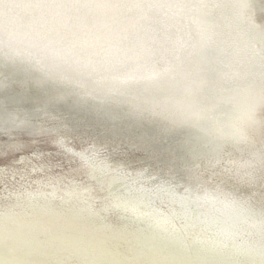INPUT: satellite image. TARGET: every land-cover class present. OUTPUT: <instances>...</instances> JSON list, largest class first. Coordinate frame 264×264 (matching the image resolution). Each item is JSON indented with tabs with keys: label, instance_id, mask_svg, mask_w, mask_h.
I'll list each match as a JSON object with an SVG mask.
<instances>
[{
	"label": "bare ground",
	"instance_id": "1",
	"mask_svg": "<svg viewBox=\"0 0 264 264\" xmlns=\"http://www.w3.org/2000/svg\"><path fill=\"white\" fill-rule=\"evenodd\" d=\"M181 3H187L183 22ZM167 4L183 36L166 69L143 79L87 81L57 79L38 68L28 75L0 59V86L14 83L16 92L31 100L29 114L40 113L32 104L35 95L42 105L53 106L56 117H66L69 107L61 112L54 107L70 101L100 112L126 108L132 121L148 123L150 132L171 145L169 150L176 149L172 155L186 164L177 168L181 176L197 153L190 133L195 136L198 123L211 120L206 137L236 147L229 148L221 166L240 177L220 176L223 185L215 179L167 183L144 174L142 165L132 166L133 171L119 163H133L126 158L130 151L121 157L125 150L110 146L104 158L96 147L74 148L42 130L41 145L36 141L30 155L0 166V264H264V119L257 111L264 98V22L253 16V6L248 10V0ZM8 5L3 12L12 10ZM36 15L30 16L40 21ZM93 48L90 42L70 40L60 41L57 51L89 62L98 56ZM195 58L202 89L198 103H190L193 77L186 64ZM106 133L114 144L111 139L125 135ZM51 149L60 151L65 165L45 158ZM229 183L243 195L227 189Z\"/></svg>",
	"mask_w": 264,
	"mask_h": 264
},
{
	"label": "rangeland",
	"instance_id": "2",
	"mask_svg": "<svg viewBox=\"0 0 264 264\" xmlns=\"http://www.w3.org/2000/svg\"><path fill=\"white\" fill-rule=\"evenodd\" d=\"M167 2L168 0H0V29L2 30L0 31V42L3 45L0 47V55H2L0 59L3 63L12 66L15 71L20 70L28 74L33 68H38L53 75L54 78L86 79L89 77V80L93 78L94 81L97 80L94 78L97 76L111 77L116 80L120 78L143 79L145 76L160 71L164 66L166 69L174 59L181 43L182 31L177 20L173 18V11ZM184 4L187 5V3H181V21L186 17L184 13L186 8L183 10ZM7 5H13V7L5 13L3 11ZM261 7L258 9V19L263 23L264 8ZM32 11L37 14L40 21L30 16ZM186 32H191V30ZM41 34L46 36L47 40L42 41L36 37ZM70 40L90 42L97 52V58L84 62L75 55L60 54L57 51L59 42ZM17 59L23 61V64H13L15 63L13 61ZM186 68H190L188 75L192 74L193 77L190 84L192 86L190 95L188 94L192 100L190 103H195L194 100L202 89L199 61L195 58L193 64L189 65V62L186 64ZM72 69L80 72L74 73ZM186 71H184L185 74ZM43 72L39 74V79H42ZM7 95L8 92L3 91L0 93V98L5 99ZM196 103H198L197 100ZM28 106L30 102L25 100L5 103V107L11 110L27 109ZM45 117L39 115L26 121H32L31 124L38 128L41 125L45 128H57L60 133L71 135L74 138L85 133L82 125H78L75 120H70L68 116ZM60 124L63 126L61 127ZM21 127V136H32V132L27 133L29 125L23 123ZM85 127H89L90 132L87 134L93 138L96 137L99 140L110 138L106 132L102 134L100 129L95 131L93 126ZM8 134L10 133L0 132L1 167L14 164L16 157L31 154L28 149L15 148L11 151L7 145L4 146V143L11 142ZM42 136V133H38L36 138L35 135L32 137L41 145L39 141ZM18 140L21 142L25 139ZM154 143L152 147L156 152L160 150L159 152L164 153L162 148L165 147H159L156 140ZM140 147L143 149L135 155L138 158L144 157L148 151L146 144L142 143ZM166 148L170 149V147ZM171 151L175 155L178 154L176 149L169 150ZM51 153L50 157L45 154V158L54 165H65L61 158L54 155V150ZM159 161L161 160H156V162Z\"/></svg>",
	"mask_w": 264,
	"mask_h": 264
},
{
	"label": "water",
	"instance_id": "3",
	"mask_svg": "<svg viewBox=\"0 0 264 264\" xmlns=\"http://www.w3.org/2000/svg\"><path fill=\"white\" fill-rule=\"evenodd\" d=\"M248 10L251 11L252 8L251 6H253V8H255V14H253V16L256 18V20L260 21L258 19V9L264 8V0H248ZM263 10V9H262ZM97 19V18H96ZM72 71L74 73H77V70H73ZM80 72V71H79ZM78 72V73H79ZM77 73V74H78ZM253 77H257V80L260 81V77H262L261 75L259 76L258 74L253 75ZM87 81H94L92 79L87 80ZM262 82H264V80H262ZM110 86V84H107ZM261 91L264 92V85H261ZM6 91L8 92L7 97L4 98H0V132L2 133H10V137H11V142H6L3 145L7 147H9V150H15L13 149V146H16L15 148L18 149L17 147L21 148V149H32L35 146L36 140H34V138L32 136H36L38 135V133L41 134L42 130H45V132L48 133H52L53 136H60L62 138L65 139L66 142H68L69 144L71 143V146H73L74 148H85L87 150L92 149L91 147H96L98 150V154L103 156L104 158L107 156H109L107 154L108 152V148L110 149V146L114 147L113 149L117 150H121V152H123V154L121 157L126 156L125 152L130 151V153H134L133 151L136 150L137 152L135 153V155H137V153L141 152V148L140 144H146L147 145V153L145 154L144 157H140L138 158L137 156H132L130 154V156L126 157V158H131L129 159L131 161H133V163H123L119 162L121 164L124 165V167L129 168L130 170H133L132 166H144V168L138 167V169H142L141 171L144 172V174L150 175L152 174L153 178L156 180H162V181H166L171 182V183H176L179 182L181 183L182 180H184V178L189 179L191 182H194L192 180H195L197 182L201 181H207L209 182L211 179H215L216 181L218 180L217 183H220V185H223V183H221L219 181L220 176L222 177H236L239 178V175H229L228 172L226 171V167L222 166L225 162L223 158V156H225L226 153H228L229 148H236L235 146L229 144L228 142L226 143H221L219 141H215V138H209L206 137L207 135V129L212 125H209V121L208 120L206 122L201 121L202 123H198V127H197V131H196V135L192 136L193 133L195 131H192L189 135L190 138L194 137L196 140V143L194 144L196 147H194V152L196 150V154L195 156L192 158V160L189 162L190 164H187V167L189 170L186 175L181 176L178 172H177V168L180 167V164H182V166H186L185 163H178V161L174 158V155H172L173 153L169 152L168 148L166 147H170V144L165 143V138L163 136L157 135L154 132H150L148 127H146V125H148V123H144V122H140L138 120L136 121H132L131 120V116L128 115V113L126 112L127 109L125 108H118L119 106H116L114 108V110L112 109H102L101 112L99 110H92L89 107H83V106H79L78 104H74V102L70 101L68 103H66V105L64 106H56L54 107L57 112H61V110H63L62 107L67 108L69 107V110H65L64 113L67 114V116L70 118V120H75V122H77L78 125H82L83 127V131L86 133L82 134L81 136H78L77 138L72 137L71 135L68 134H64V133H60L58 131L57 128H44L41 126H33L31 122H27L26 120H32V117H36L39 115H43L46 117H56V114L54 113V111H52L50 107H53L52 105L49 106H45L42 105V103L39 102V95H35V97H32V104H35V108L40 112L38 113H27V109H20L18 108L17 110H10L7 109L5 107V103L7 101H12V102H18V101H27L29 99H26V95L25 94H21V93H17L16 89H15V85L14 83H8L6 85H2L0 86V93ZM44 97V96H43ZM42 98V96H41ZM73 98V97H70ZM4 99V100H2ZM31 101V100H29ZM69 101V100H67ZM69 104V105H68ZM67 106V107H66ZM28 107H31L28 106ZM108 110V111H106ZM262 110V111H261ZM51 111V112H48ZM123 111V112H121ZM258 113L262 114L261 117H263L264 119V98L260 100V103L258 105ZM126 113L127 117L124 116V114ZM148 116V115H147ZM26 121V122H25ZM107 121V122H106ZM23 123H26V125H29L30 128L28 131L32 132V136L28 135V136H21V125H23ZM149 123H151L152 125H155L156 123H154L152 120H149ZM263 125L260 127L261 132H264V122L262 123ZM85 126H93L95 127V131L101 129V132H108L111 131L113 132L115 135L117 134H121L124 133L125 135H119L116 138L117 139H111V141L113 142H118L117 144H114L112 142H110V138L107 140L108 143H105L103 140H99L98 138H93L90 135H88L87 133L90 132L89 127L86 128ZM41 127V128H40ZM146 128V130H145ZM28 129V128H27ZM148 129V130H147ZM200 129V130H199ZM82 130V128H81ZM260 131V130H259ZM29 132V133H30ZM121 132V133H120ZM34 134V135H33ZM155 134V135H154ZM223 136V135H221ZM122 137H126V140L122 139ZM23 138L25 140H22L20 143H16L15 141H17L18 139ZM135 138V139H134ZM219 136H217L218 140ZM131 139V140H130ZM156 140V142H158L157 144L159 145V147L164 146L165 148H162V152L161 153L159 151L156 152V150L152 147L154 146V141ZM14 144H18V145H14ZM73 144V145H72ZM32 145V147H31ZM196 148V149H195ZM258 149V148H257ZM256 149V150H257ZM259 150V149H258ZM107 151V152H106ZM140 151V152H138ZM52 154V153H51ZM106 154V155H105ZM164 154V155H163ZM56 157L58 158H62V154H60V151H55ZM162 157H158L161 156ZM111 157V156H110ZM120 157V158H121ZM109 158V157H108ZM182 157H180L181 159ZM113 161V158H110ZM156 160H161L159 162H156ZM227 162V161H226ZM231 163V162H230ZM232 165V164H231ZM134 171V170H133ZM179 174V175H178ZM264 175V170L261 173V176ZM185 176V177H184ZM151 177V175H150ZM237 186H233L229 183L228 188L227 189H231L233 190L235 193L241 194L242 189H238L236 188ZM264 189V186H262ZM217 188V187H216ZM244 193V192H242ZM245 195H252L250 193H248L247 191L244 193ZM255 198H257L256 195H252ZM251 199V198H250ZM260 209L264 210V207H261Z\"/></svg>",
	"mask_w": 264,
	"mask_h": 264
},
{
	"label": "trees",
	"instance_id": "4",
	"mask_svg": "<svg viewBox=\"0 0 264 264\" xmlns=\"http://www.w3.org/2000/svg\"><path fill=\"white\" fill-rule=\"evenodd\" d=\"M44 37H45V36H44ZM37 38L40 39V40H42V39H43V36L38 35ZM44 39H45V38H44ZM85 42L88 43L87 41H85ZM82 43H84V42H82ZM74 44H81V42H77V43H74ZM91 58H92V59H95L96 57H95V58H94V57H91Z\"/></svg>",
	"mask_w": 264,
	"mask_h": 264
},
{
	"label": "clouds",
	"instance_id": "5",
	"mask_svg": "<svg viewBox=\"0 0 264 264\" xmlns=\"http://www.w3.org/2000/svg\"><path fill=\"white\" fill-rule=\"evenodd\" d=\"M221 234L222 235H227L228 233L224 232L223 230H221ZM248 250H251L250 248Z\"/></svg>",
	"mask_w": 264,
	"mask_h": 264
}]
</instances>
